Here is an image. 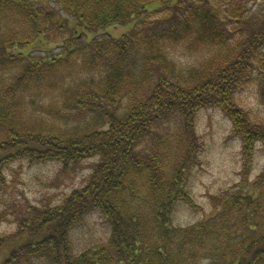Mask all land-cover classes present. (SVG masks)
<instances>
[{
	"label": "trees",
	"instance_id": "obj_1",
	"mask_svg": "<svg viewBox=\"0 0 264 264\" xmlns=\"http://www.w3.org/2000/svg\"><path fill=\"white\" fill-rule=\"evenodd\" d=\"M47 1L76 22L57 23L42 0H0V185L14 161H97L61 205L27 206L19 233L0 236V264H264V171L254 193L219 199L215 221H173L190 201L199 110L230 117L249 159L264 143L237 98L255 70L264 89V25L236 36L244 0ZM130 23L119 37L105 31ZM53 36L60 53L26 51ZM179 46L212 49L185 68L170 55ZM94 212L109 241L76 253L71 230Z\"/></svg>",
	"mask_w": 264,
	"mask_h": 264
},
{
	"label": "rangeland",
	"instance_id": "obj_2",
	"mask_svg": "<svg viewBox=\"0 0 264 264\" xmlns=\"http://www.w3.org/2000/svg\"><path fill=\"white\" fill-rule=\"evenodd\" d=\"M42 1L46 10L57 12V23L76 22L75 18L57 3ZM244 3L247 18L241 23L242 33L239 32L237 37L264 25V0H244ZM133 26L134 23L111 26L105 31L113 37H119L131 31ZM62 34L64 33L58 36L62 37ZM63 42V39L55 41L53 36V39L46 38L44 43H36L26 51H32L36 56H50L61 52L62 49L58 46ZM262 49L264 51V45ZM209 50L204 47L190 51L184 46H179L171 48L170 55L181 67L187 68L197 66L204 58L210 57ZM258 74L256 70L252 73L253 80L240 88L237 98L247 116L256 127L264 131V89L262 90L259 82L255 80ZM38 99L40 103L37 102L36 106L48 104L52 100L47 99L45 103L41 98ZM233 129L232 120L221 109L208 107L198 111L195 124L198 147L195 150L191 173L188 174L190 201L177 204L173 213L175 227L191 228L210 219L213 222L219 217V199L232 195L240 186L246 190L249 188L253 193L255 186L258 187L255 182L264 171V143H255L254 155L249 159L244 154L242 138L237 136ZM96 161L97 158H88L75 166L27 160L10 162L5 169V183L0 185V236L13 238V235L19 233V220L28 205H50L54 208L61 205L74 190L83 188L90 179ZM110 236V224L95 212L87 214L71 230L72 245L76 253L107 245ZM19 242L20 239H14V245L8 246V249Z\"/></svg>",
	"mask_w": 264,
	"mask_h": 264
}]
</instances>
